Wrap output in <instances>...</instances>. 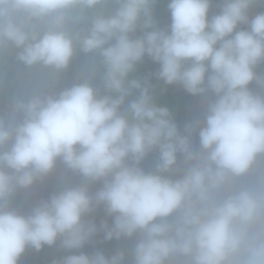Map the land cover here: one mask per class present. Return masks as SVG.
Listing matches in <instances>:
<instances>
[{
  "label": "clouds",
  "instance_id": "1",
  "mask_svg": "<svg viewBox=\"0 0 264 264\" xmlns=\"http://www.w3.org/2000/svg\"><path fill=\"white\" fill-rule=\"evenodd\" d=\"M161 2L0 0L18 61L61 72L77 46L92 57L77 82L0 116V264L45 247L65 253L51 264H264V188L232 184L264 157V0H163V27ZM98 8L86 29L64 27ZM145 58L158 67L140 75ZM153 80L206 100L203 119L181 128ZM58 164L78 181L19 210ZM97 237L134 243L85 251Z\"/></svg>",
  "mask_w": 264,
  "mask_h": 264
},
{
  "label": "rangeland",
  "instance_id": "2",
  "mask_svg": "<svg viewBox=\"0 0 264 264\" xmlns=\"http://www.w3.org/2000/svg\"><path fill=\"white\" fill-rule=\"evenodd\" d=\"M92 11L93 10H89V9L73 10V12L70 15V18L65 22L64 27L66 28V30H68L71 33L75 32V29L73 30V26H72L74 25V23L81 24L85 27H88L90 25L91 17L97 12H100L101 10L97 12H93V13ZM101 12H104V11H101ZM164 14H169V13L167 10L166 3H164L162 0V2L156 5L155 7V15L157 19L159 20L160 17H162ZM77 54L83 55L87 61L92 63V57L90 55H85L81 53L79 51L78 46H77ZM9 69L15 75L14 78L13 77L8 78L9 86L11 88L16 87L17 93L20 90H23L28 96H31L34 94L58 92L62 88L69 86L72 83L77 82L79 79H81L75 76H65L61 72H55L53 75H49L48 72L41 67H36L34 69L33 68L28 69L18 64L16 61H13L10 63ZM175 99L176 98L171 94V90L169 89L167 85H163L161 82H157L156 102L166 105L172 110L173 115L177 123L181 126V128H183L184 123L188 120H194V119L202 120L203 119L205 108H206V103H207L206 100H204L201 97H188L186 99L188 103L186 107L187 110L198 111L202 113V116L195 117L192 114L184 115L179 107L180 100L177 99L175 101ZM11 111L12 109L8 105L4 103H0V116H4L5 118H7ZM145 163L148 164L147 167H150L154 163V161L151 159V157H149L148 160L145 161ZM256 164L260 171V183L262 184L264 188V157L258 159ZM62 176L74 182L78 181L79 179L78 177L74 176L71 173H65L63 166L58 164L56 172L51 177H49L44 183L38 185L37 188L33 192L29 194L20 192L18 193V196H20L22 199L26 200L27 202L34 204L41 198H47L50 195V193L48 192V188H47L49 183L57 179H60ZM16 207L19 210L26 212V210L23 207H19V206H16ZM133 243H134L133 240L127 239V238L122 239L121 241L100 242V238L97 237V243L95 245L87 246L84 250L91 252L94 250V247H101L108 253H111L117 248H124L130 251L133 246ZM36 253L38 252H35L29 249L24 254L23 257L33 256Z\"/></svg>",
  "mask_w": 264,
  "mask_h": 264
},
{
  "label": "trees",
  "instance_id": "3",
  "mask_svg": "<svg viewBox=\"0 0 264 264\" xmlns=\"http://www.w3.org/2000/svg\"><path fill=\"white\" fill-rule=\"evenodd\" d=\"M99 10L105 12L110 9L98 8L96 10H93L92 13L97 12ZM256 10L260 11V10H264V8L257 6ZM158 21L162 27L166 26L170 22L169 14H164L162 17H160ZM74 26L76 29L80 31L87 28L83 25H78V24ZM48 27H49V24L46 21L34 22V27L31 30L39 34V33H42L44 30H46ZM18 51L19 50L11 42L9 41L0 42V103H4L8 105L11 109L13 108V105L15 104L16 101L29 97L23 90H20L17 93L16 87L11 88L9 86L8 78L15 77V75L9 69V65L11 62L16 61L20 65L28 69H32V68L34 69L36 67H41L44 70H46L49 75H53L56 72L55 70L51 68H47L39 64L33 65V66H27L23 64L17 59ZM90 64L91 63L87 61L83 55L77 54L74 56L69 67L61 71V73L65 76H75V77L83 78L84 76L87 75L88 66ZM157 67L158 66L155 65L151 60H149L148 58H145V61L138 66V72L140 75H147L149 73L154 72ZM152 82L153 84L156 85L158 81L153 80ZM93 83L99 84V79L95 78L93 80ZM168 87L171 90V94L176 98L175 101L177 99L180 100L179 107L184 115L192 114L195 117L202 116V113L198 111H189L186 108L188 104L186 99L188 97H193V96L186 93L179 86L172 85ZM193 143H194V146H198V138L196 137L195 134H193ZM151 159L153 160L152 157ZM145 166L147 167L148 164L145 163ZM58 180L59 179L49 183L47 187L49 193L55 190ZM232 184H233V187L249 186L255 191H260L263 188V186L260 183V171L258 169L257 164L254 165L253 170L246 176L234 178L232 181ZM32 205L33 204L27 202L26 200L22 199L20 196L17 195L16 206L23 207L26 211H28ZM99 215H102V213H99L98 216ZM64 254L65 253L58 247H53V248L45 247L42 251L36 253L33 256L22 257L21 264H51L52 260L58 259Z\"/></svg>",
  "mask_w": 264,
  "mask_h": 264
}]
</instances>
